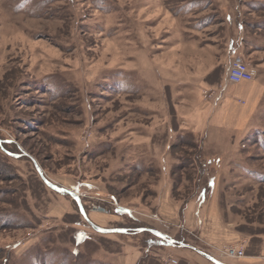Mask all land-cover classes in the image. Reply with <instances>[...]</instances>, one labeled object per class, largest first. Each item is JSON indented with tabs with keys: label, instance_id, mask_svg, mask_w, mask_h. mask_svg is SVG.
Masks as SVG:
<instances>
[{
	"label": "rangeland",
	"instance_id": "rangeland-1",
	"mask_svg": "<svg viewBox=\"0 0 264 264\" xmlns=\"http://www.w3.org/2000/svg\"><path fill=\"white\" fill-rule=\"evenodd\" d=\"M263 17L264 0H0V139L15 141L0 148V264H214L95 232L17 146L90 212L108 206L100 225L264 264ZM236 56L259 90L241 105L232 83L215 103Z\"/></svg>",
	"mask_w": 264,
	"mask_h": 264
},
{
	"label": "water",
	"instance_id": "water-1",
	"mask_svg": "<svg viewBox=\"0 0 264 264\" xmlns=\"http://www.w3.org/2000/svg\"><path fill=\"white\" fill-rule=\"evenodd\" d=\"M0 144H2V140L0 139ZM27 155V154H26ZM35 167L36 170L38 171L40 177L42 178V180L44 181V183L51 188L53 191L61 193V194H69L78 204L79 209L81 214L83 215V217L85 218V220L87 221V223L91 226V228L100 233V234H114V233H127L128 229L126 228H106V227H102L97 225L96 223H94L89 217L88 214L85 210L84 204L82 202V198L80 196V194H78L77 192L68 189L66 187L60 186L58 184H55L54 182H52L44 173L43 169L41 168V166L37 163V161H35ZM139 231H149L152 234L156 235L158 238H160L161 240L165 241L166 244H168L169 246H174V247H187V248H191L195 251H197L198 253L202 254L203 256H205L207 259H209L211 262H213L214 264H225L221 261H219L218 259H216L213 255L202 251L201 249L188 244V243H184L181 242L180 240L172 237L171 235L161 232L156 228H152V227H143L140 228Z\"/></svg>",
	"mask_w": 264,
	"mask_h": 264
},
{
	"label": "trees",
	"instance_id": "trees-1",
	"mask_svg": "<svg viewBox=\"0 0 264 264\" xmlns=\"http://www.w3.org/2000/svg\"><path fill=\"white\" fill-rule=\"evenodd\" d=\"M15 141H11V140H5L2 138V146H0V148L2 149L3 152L5 153H9V155H11V153H13L14 151L13 150H10L9 147L10 145L12 144H15L14 143ZM17 146V145H16ZM17 148L20 150L19 152L23 155V156H27L28 158L31 159V161L33 162L34 164V167H35V161H37V163L41 166V168L43 169L44 171V167L43 165L40 163V161L34 157L32 154H30L27 150H25V148H23L22 146L18 147ZM27 154V155H26ZM35 170H36V167H35ZM37 171V170H36ZM45 172V171H44ZM38 173V171H37ZM39 175V173H38ZM40 177V175H39ZM41 178V177H40ZM42 180V178H41ZM42 182L44 183V181L42 180ZM45 184V183H44ZM46 185V184H45ZM47 186V185H46ZM48 187V186H47ZM49 188V187H48ZM51 189V188H50ZM52 190V189H51ZM74 191V190H73ZM55 192V191H54ZM57 193V192H56ZM61 194V193H59ZM62 195H67V196H70L69 194H62ZM81 196V195H80ZM71 197V196H70ZM72 198V197H71ZM82 198V197H81ZM113 199V203H117L118 200L116 199L115 196L112 197ZM73 199V198H72ZM73 201L75 202L76 206H77V209H78V212H79V215L83 218V220L87 223V221L85 220V218L83 217V215L81 214L80 212V209H79V206L77 204V202L73 199ZM82 202L84 204V207H85V210L88 214V217L94 222L96 223L97 221L94 219L93 217V214L95 213L96 215L97 214H110L111 211H110V208L108 206H105V205H99L98 206V209L96 211H89L90 209L87 207V204L85 202V199L82 198ZM123 212L120 214L121 216H126L128 215L129 216V213L124 211V208H122ZM130 217H133V216H130ZM133 219H136V218H133ZM138 222V221H137ZM88 224V223H87ZM97 225L99 226H102V227H106V226H103V225H100L99 223H96ZM89 225V224H88ZM90 226V225H89ZM91 227V226H90ZM106 228H126L128 229V232L127 233H116L117 235H122V236H125V235H139V236H144L145 239H147V242L148 244H152V245H159V246H165V242L163 240H161L160 238H158L156 235L152 234L151 232L149 231H139L140 228H143V226H138V227H127V226H114V227H106ZM96 232V231H95ZM76 233V232H75ZM98 233V232H97ZM100 234V233H99ZM102 235H108V234H102ZM182 240V239H181ZM184 242V240H182Z\"/></svg>",
	"mask_w": 264,
	"mask_h": 264
},
{
	"label": "built area",
	"instance_id": "built-area-1",
	"mask_svg": "<svg viewBox=\"0 0 264 264\" xmlns=\"http://www.w3.org/2000/svg\"><path fill=\"white\" fill-rule=\"evenodd\" d=\"M257 75V70L243 57L236 56L234 57L228 67L227 79L224 88L221 92H217L216 89L210 90L207 96H213L215 103L219 102L225 97V92L227 90V85L232 83H242L244 81H252ZM95 209H98V206H95ZM262 248L264 250V240L262 243ZM229 254L232 257L240 258L245 256V250L242 248H231Z\"/></svg>",
	"mask_w": 264,
	"mask_h": 264
},
{
	"label": "crops",
	"instance_id": "crops-1",
	"mask_svg": "<svg viewBox=\"0 0 264 264\" xmlns=\"http://www.w3.org/2000/svg\"><path fill=\"white\" fill-rule=\"evenodd\" d=\"M252 42H255V41H252ZM257 51H254L252 49V51L251 52L249 51V52H250V55H254V54H256ZM257 76L255 77L254 80H252V81H254L253 84H244L243 82L238 84V86H237V88H238L237 89L238 104L244 105V104L248 103L249 102L248 100H251L252 95H254L258 92V90H259L258 84L259 83H256ZM229 85L230 84L227 85V89H228ZM233 105H236V103H234ZM205 252H207V251H205ZM209 254H211V253H209Z\"/></svg>",
	"mask_w": 264,
	"mask_h": 264
},
{
	"label": "bare ground",
	"instance_id": "bare-ground-1",
	"mask_svg": "<svg viewBox=\"0 0 264 264\" xmlns=\"http://www.w3.org/2000/svg\"><path fill=\"white\" fill-rule=\"evenodd\" d=\"M58 193V192H57Z\"/></svg>",
	"mask_w": 264,
	"mask_h": 264
}]
</instances>
